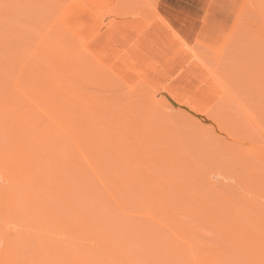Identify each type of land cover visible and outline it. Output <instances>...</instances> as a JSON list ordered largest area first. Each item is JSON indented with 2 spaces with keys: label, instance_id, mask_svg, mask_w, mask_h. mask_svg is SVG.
I'll return each instance as SVG.
<instances>
[{
  "label": "rangeland",
  "instance_id": "374dc122",
  "mask_svg": "<svg viewBox=\"0 0 264 264\" xmlns=\"http://www.w3.org/2000/svg\"><path fill=\"white\" fill-rule=\"evenodd\" d=\"M0 1L15 264H264V0Z\"/></svg>",
  "mask_w": 264,
  "mask_h": 264
},
{
  "label": "bare ground",
  "instance_id": "6f19581e",
  "mask_svg": "<svg viewBox=\"0 0 264 264\" xmlns=\"http://www.w3.org/2000/svg\"><path fill=\"white\" fill-rule=\"evenodd\" d=\"M0 2H1V1H0ZM2 2H3V1H2ZM256 2H257V1H256ZM5 3H6V2H5ZM255 4H256V3H255ZM1 6H2V5H1ZM60 7H61V6H59V8H60ZM54 8H55V7H54ZM0 9H1V8H0ZM62 10H63V9H62V7H61V8H60V11H62ZM64 13H65V14H64ZM64 13H63L64 15H63V14H62V15H63V17H64V16L66 17V12H64ZM67 15H68V14H67ZM44 20H45V19H44ZM46 21H47V20H46ZM43 23H44V22H43ZM43 25H44V26H47V25H45V24H43ZM50 25H51V24H50ZM47 27H48V26H47ZM47 27H45V28H47ZM42 37H43V36H42ZM43 41H44V39H43ZM48 41H49V40H48ZM48 41L45 40V41L43 42V45L40 44V46H42V49H43V48H46L45 45H48L49 43H53V42H51V41H49V43H48ZM45 43H46V44H45ZM43 46H44V47H43ZM49 46H50V45H49ZM47 47H48V46H47ZM39 49H40V48H39ZM46 50H47V49H46ZM46 50H45V49H44V51L42 50V51H43L42 54H41V52H40L41 50H40V51H39V52H40V53H39L40 55L37 54L38 51H36V53L34 52V54H36V55H38V56H40V57H41V55L45 56L44 52H45ZM53 51H55V48H53ZM56 51H57V50H56ZM56 51H55V53H57ZM24 52H25V50H23V53H24ZM28 52H30V50H29ZM65 52H69V50H67V51L65 50ZM65 52H63V53L66 54ZM24 54H26V55L28 56L27 52H25ZM29 54H30V53H29ZM69 54H71L70 57H74V56H72V55L74 54L73 51H72V52L70 51ZM74 55H75V54H74ZM63 56H65V55H63ZM63 56H62V57H63ZM67 56H68V55H67ZM38 58H39V57H38ZM63 58H65V57H63ZM66 58H67V57H66ZM42 60H43V62L45 61L44 58H43ZM64 60H65V59H64ZM45 64H46V62H45ZM48 67H49V65H48ZM52 106H53V105H52ZM54 107H55V106H54ZM1 109H3V108H1ZM48 111H49V110H47V111H46V110H41V112H43L44 114H45V113H49V112H51V111H49V112H48ZM53 111H54V110H53ZM1 112H3V111H1ZM1 114H2V113H1ZM54 114H55V113H54ZM2 115H3V114H2ZM59 124H60V122H59ZM83 124H84V123H83ZM86 124H87V123H86ZM65 125H66V123L64 124L63 127L66 128V129H68L67 126H69L70 124H67V126H65ZM69 127H71V126H69ZM22 128H23V127H22ZM56 128H57V125H56ZM58 128H59V127H58ZM60 128H61V127H60ZM82 128H83V126H82ZM84 129H86V128H84ZM76 130H77V129H76ZM83 132H84V131H83ZM83 132H82V133H83ZM85 132L87 133V131H85ZM85 132H84V133H85ZM88 132H89V131H88ZM70 133H71V132H70ZM95 136H96V135H95ZM97 136H98V135H97ZM99 136H100V135H99ZM106 136H107V135H106ZM108 137H109V136H108ZM98 139H99V137L97 138V140H98ZM107 139H108V138H107ZM104 140H105V139H104ZM98 141H100L99 143H103V142L101 141V137H100V140H98ZM16 142H17V140H16ZM19 142H20V141H19ZM22 142H23V141H22ZM21 145H22V147H21V149H19V148H20L19 146H21ZM24 145L27 146L26 144H22V143H21L20 145H17L19 148L16 146V147H17V148H16L17 151H16L14 154L17 153L16 156L18 155V157H17L18 159H19V156L21 157V156L23 155V153H24V150H25V146H24ZM7 147H8V146H7ZM14 147H15V146H14ZM6 149H7V150H6ZM6 149H4V148L1 149V150H2V151H1L2 153H1V154H3L4 156H2V155L0 154V157L5 158V156L9 153V152L7 153V151H9V150L12 152L11 149H9V148H6ZM18 149H19L20 151H18ZM23 149H24V150H23ZM29 149H30V148H29ZM120 149H121V148H120ZM22 150H23V151H22ZM45 150L48 151L46 148H45ZM3 151L6 152V153L4 154ZM26 151H27V150H26ZM26 151H25V153L28 154V152H26ZM46 151H44V153H43L44 155L47 154ZM118 151H119V150H118ZM20 152H21V153H20ZM31 152H32V151H31ZM120 152H121V151H120ZM18 153H20V154H22V155H20V154H18ZM45 153H46V154H45ZM26 154H24V155L26 156ZM10 155H11V153H10ZM24 155H23V156H24ZM28 155H29V154H28ZM28 155H27L26 157H28ZM47 155H48V154H47ZM47 155H46V156H47ZM9 157H10V156H9ZM9 157L7 156L8 159H9ZM26 157H25V158H26ZM43 157H44V156H43ZM13 158H14V157H13ZM13 158H10V161L7 162V164H9L10 167L13 165V164H11V163H12L11 161H13ZM17 158H15V159H17ZM22 158H23V157H22ZM45 158H47V157H45ZM0 159H1V158H0ZM15 159H14V160H15ZM2 160H5V159H1L0 162H1ZM6 160H7V159H6ZM6 160H5V161H6ZM24 160H25L26 163L28 162V165H26V166H27L26 169H27V168L29 169V167L31 168V163H30L31 160L29 161V159H27V158L24 159ZM24 160H21V162H19L18 164L16 163L15 166L18 167V168H19V166H23V167L25 168V165H23V163H22ZM16 161H17V160H16ZM16 161H15V162H16ZM33 161H34V160H33ZM9 162H10V163H9ZM31 162H32V161H31ZM2 163H4V161H3ZM21 163H22V165H21ZM35 163H36V162H35ZM46 163H47V160H46ZM7 164H5L6 167L4 166L6 170L3 169L4 171H6V173H5V172L2 173L3 171H1L2 169H0L1 174H6V175H3V178H2V179H4V181L6 180V181L8 182V184H9V183L11 184V182H12V180H13V181H14V185H12V186L9 185V189H8L7 187H5L4 189H2L5 183L2 182L3 180L1 181V182H2V185H1V186H2V187L0 188V217H1V218H0V240H3L4 243H3V245H2L1 248H0V264H15V262H17V258H18V257H16L17 254L15 255V253L17 252L16 249H15L16 247H15V248H13V247H14V245H16V244L18 243V240L20 241V240L23 238V236L25 235V233L27 232V230H28V232H29V229H26L25 232L23 231V234H24V235L21 236V230H20V228H19V224H18V221H19V220H18V219L15 220V219H14L15 217H14V218H11V216H12V217L14 216V215H12L14 211H15L14 213H16V211L21 212V210H15V209H14V208H18V207H19V206H18V207L16 206V205H19V204H15V207H14V203L17 202V201L19 200V198L21 199V197H17V194H14L12 197H14V198L17 197V199H15V200H17V201L14 202V201H12V198H11V197H8L9 195L7 196V194H8V193H14V192H11V191H10V189L12 190V187H13V186H14L13 190H15V191H17V190H18L17 188H19V187L21 186V189L19 188V190H20L19 192L21 193V192L24 190V189L22 190V188H24V184H25V182H24V184H22V185H23V187H22V185H19V184L17 183V181L20 180L21 183H22V182H23V179H26V178L24 177V174H22V172H23L22 170L24 169L23 167H21L22 169L19 168L20 171H21V174H22V175H21V174L18 175L19 177L21 176L20 179H19V177H18V179H17V177L15 178V176H17V175H15V174H12V173H11V175H10V172H9V176H8V175H7V172H8L7 169L9 168V166H8ZM19 164H20V165H19ZM38 164H39V163H38ZM17 165H18V166H17ZM39 165H40V164H39ZM39 165H38V166H39ZM15 166H14V167H15ZM28 166H29V167H28ZM34 166H35V165H34ZM36 166H37V165H36ZM38 166H37V168H38ZM47 166H48V167H47ZM16 167H15V168H16ZM32 167H33V166H32ZM43 167H44V166H43ZM46 167L49 168L50 166H49L48 164H46ZM15 168H14V169H15ZM37 168H36V167H35V168L33 167L32 169L35 170V173L40 174V173H38V171H36ZM28 169H27L26 171H25V170H24V171L27 172ZM32 169H30V171H31V178H30V177H27L30 183H27V182H26L28 185H27V184L25 185L26 187H28V188H27L28 190H26V191L29 192V195H28L27 197H26V195L22 197L25 201H28L29 204H31V202H30L31 199H30V201L27 200V199H29V198L32 197V193H31V191H29V189H30L29 187L31 186L32 189H30V190H32V191L34 192V191L37 190L36 187H37L38 185H40V183H39V184L36 183V180H37L36 176L38 177V175L36 174L35 177H32V175H33ZM10 170H11V169H10ZM49 170H50V171L48 172V169H47L46 172L49 173V174H51V169L49 168ZM11 171H12V170H11ZM13 171H14V170H13ZM13 171H12V172H13ZM28 173H30V172H28ZM28 173H25V175L28 174ZM49 174H48V175H49ZM12 175H13V176L15 175V176L13 177ZM28 175H29V174H28ZM10 176H11V177H10ZM26 176H27V175H26ZM12 177H13L14 179H12ZM22 177H23V178H22ZM39 178H40V177H39ZM30 179H31V181H30ZM40 179H41V178H40ZM51 179H52V178H51ZM51 179H50V180H51ZM28 180L26 179V181H28ZM6 181H5V182H6ZM24 181H25V180H24ZM33 181H35V184H37L36 186H35V185H32V184H34ZM44 181H45V180H44ZM44 181H41V182H44ZM48 181H49V179H48ZM32 182H33V183H32ZM45 182H47V181H45ZM15 183H17V184H15ZM31 183H32V184H31ZM30 184H31V185H30ZM43 184H44V183H43ZM43 184H41V185H43ZM16 185H18L19 187H16ZM29 185H30V186H29ZM5 186H6V185H5ZM10 186H11V188H10ZM33 186H34V187H33ZM15 187H16V189H15ZM26 187H25V189H26ZM39 187H40V186H39ZM33 188H35V189H33ZM21 190H22V191H21ZM24 191H25V190H24ZM24 191H23L22 193H24ZM37 191H38V190H37ZM37 191H36V192H37ZM43 191H44V190H43ZM19 192L17 191L18 194H20ZM38 192H39V191H38ZM1 193H2V194H1ZM4 193H6V194L4 195ZM34 193H35V192H34ZM41 193H42V192H41ZM22 195H23V194H21V196H22ZM38 195H39V198L36 199L35 203L40 199V197H43L41 194H39V193L36 194V193H35V195L32 197V198H33V199H32V202L34 201L35 196H36V198H37ZM28 197H29V198H28ZM26 198H27V199H26ZM43 199H44V198H43ZM156 199H157V198H156ZM21 200H22V199H21ZM24 200H22L21 202H23ZM158 200H159V198L157 199V201H158ZM11 201H12V202H11ZM39 201H41V200H39ZM157 201L155 200V202H157ZM21 202L18 201L17 203L22 204ZM25 203H26V202H25ZM25 203L23 202V204L20 205V207H21V206H24V205H28L27 203H26V204H25ZM35 203L33 202V203L31 204V206H33ZM37 204H38V203H37ZM29 207H30V206H29ZM29 207H28V208L25 207V208H26V209H29ZM39 207H40V206H39ZM25 208H24V209H25ZM33 208H34V207H32V208H30V209L32 210ZM21 209H23V208L21 207ZM24 209H23V210H24ZM30 209H29V210H30ZM34 209H35V208H34ZM31 210H30V211H31ZM24 211H25V210H24ZM30 211H28V212H29L28 215L32 216V218H33V215H32L33 213L30 214ZM41 211H42V210H41ZM41 211H39V213H40ZM43 211H44V210H43ZM26 212H27V211H26ZM31 212H32V211H31ZM33 212L35 213V212H37V210H36V211L33 210ZM25 214H26V213H25ZM25 214H24L23 217H25ZM19 215H21V214H19ZM41 215H42V214H41ZM34 216H35V215H34ZM39 216H40V215H39ZM45 216H47V215H43V217L41 216L43 219L38 217V218H37L38 223H40V224L42 225L43 222L49 221V220L47 219L48 217H47V218H44ZM21 217H22V216H21ZM21 217H20V218H21ZM13 219H14V220H13ZM26 219H27V218H26ZM26 219L24 218L23 220H25V222H27ZM35 219H36V216H35ZM46 219H47V220H46ZM33 220H34V219H33ZM33 220H32V221H33ZM37 220H36V221H37ZM40 220H42V223H41ZM43 220H45V221H43ZM21 221H22V220H21ZM49 222H50V221H49ZM49 222H46L47 225H46V223H45V226L47 227V229L50 227L48 230H46V229L44 228V227H45L44 225H42L41 228H44V231L46 230V231L50 232V230H53V229H54L53 231H54V232H57V230H59V228H57V230H56V227H57V226L54 227V226H53L54 224L52 225V223H49ZM28 223H29V224L31 223V222H29V219H28ZM32 223H33V225L36 224V226L38 227L37 223H35V224H34V222H32ZM48 223L50 224V226H49ZM25 224H26V223H25ZM26 225H27V224H26ZM51 225H52V227H53L52 229H51ZM59 226H60V225H59ZM27 228H29V226H27ZM30 228H31V227H30ZM30 230H31V229H30ZM32 230H33V229H32ZM32 230L30 231L29 235L31 234V232L34 231V232L31 234V235L34 236V238H33V236H31V235H30V236H31V238L33 239V241H34L35 239L37 240V242H38V246H40V245H39V241H40L39 238L41 239L42 235H44V238L50 239V238L48 237V235L46 236V233H45V234H42L40 237H39L38 235H37V237H36V233L40 232V230H39V231L36 230V233H35V229H34L33 231H32ZM55 230H56V231H55ZM41 231H42V230H41ZM44 231H43V233H44ZM46 231H45V232H46ZM63 231H65V230L62 229V232H63ZM28 232H27V234H28ZM57 233H58V232H57ZM63 233H65L64 235L67 234L66 231L63 232ZM27 234H26V236L29 237ZM55 234H56V233H55ZM59 234L63 235L62 233H59ZM49 235L51 236V238H52V237L54 238V236H52L51 234H49ZM45 236H46V237H45ZM66 236H67V235H66ZM20 237H21V238H20ZM38 237H39V238H38ZM55 237H56V236H55ZM62 237H63V236H62ZM68 237H69V236H68ZM24 238H26V237H24ZM37 238H38V239H37ZM42 238H43V237H42ZM56 238H58V237H56ZM59 238H60V237H59ZM64 238H65V237H64ZM64 238L57 239L56 241H54V240H55V239H54V240H53L54 242H52V240H48L51 244L53 243L52 245L55 246V249H56V250L54 249L55 251H53V250H52V251L55 252L54 254L58 256L57 258H58L59 260H60V256H61V260H62L64 263H66V262H65V261H66V258H65V257H67V260H71V261H72V259L74 260V261L71 262L72 264H75L76 261H77V264H79V263L82 264V263H83V262H82V261H83V258H79V259H77V258L79 257V255L82 254L81 257H85V258H84L85 261L87 260L86 257H88L89 260L92 262V264H95V263H94V260H95V259H93L94 256L92 255V257H91V254H90V253H88V254H90V256H89L87 253H85V251H82V249H84V248H83L81 245H77L78 247L76 246V248H75L74 246H71V245H70L71 248L68 250V248H66L65 246H66V244H68V243L71 242V240H69V239H68L69 242H67V243L65 242L66 244L64 243V245H60L61 247L58 246V245H59V244H58L59 242L55 244V242H57V241H61L62 239L64 240ZM26 239H27V238H26ZM36 240H35V241H36ZM65 241H67V240H65ZM16 242H17V243H16ZM42 242H43V241H42ZM63 242H64V241H63ZM15 243H16V244H15ZM35 243H36V242H35ZM43 243H44V242H43ZM60 243H62V242H60ZM36 244H37V243H36ZM47 244H48V243H47ZM51 244H50V245H51ZM70 244H71V243H70ZM12 245H13V246H12ZM36 246H37V245H36ZM54 246H53V247H54ZM67 246H69V245H67ZM18 247H19V246H18ZM18 247H17V249H18ZM41 247H42V246H41ZM59 247H60V248H59ZM62 247H63V248L65 247V248L63 249ZM81 247H82V248H81ZM38 248H40V247H38ZM48 248H49V247H48ZM61 248H62V249H61ZM74 248H75V249H74ZM80 248H81V249H80ZM40 249H41V248H40ZM40 249L37 250L38 253H39V250H40ZM66 249H67L69 252L72 251V253H74V255H76V256H74V255L72 256L71 254H69V252H66V251H67ZM71 249H72V250H71ZM78 249H79L82 253H81V252L79 253V250H78ZM14 250H15V251H14ZM58 250H59V251H58ZM60 250H62V251H60ZM76 250H77V251H76ZM84 250H85V249H84ZM41 251H42V250H41ZM52 251H51V252H52ZM56 251H57L58 253H57ZM42 252H43V251H42ZM42 252H41V255H42V256H40V255L37 256L38 258L35 259V260H33L34 258H31L30 256H28V258H31L34 262H35L36 260H37L38 262H40V261H43V258H42L43 255H44V257L46 256L45 254H47L48 256L51 255V254H48V253L43 254L44 252H43V253H42ZM64 252H65V253H64ZM83 252H84V253H83ZM60 253L64 254L65 257H64V255H62V254H60ZM20 254H22V253H20ZM54 254H52V258H53V256L56 257ZM68 254L71 255L72 257H70ZM77 254H78V255H77ZM83 254H86L87 256H86V255H83ZM59 255H60V256H59ZM46 257H47V256H46ZM46 257L44 258V260L46 259L45 264H46L49 260H52L51 256H50L49 258H46ZM68 257H70V258L68 259ZM73 257L76 258L77 260L74 259ZM90 257H91V258H90ZM14 258H15V259H14ZM19 258H20V257H19ZM40 258H42V259H40ZM64 258H65V259H64ZM31 259H29V261L26 260V261H27V264H28V263H30V264H34V263H32V262L30 261ZM47 259H48V260H47ZM58 259L55 260V258H53V260H54L53 262H55V261L57 262ZM63 259H64V260H63ZM80 259H81L82 261H80ZM91 259H92L93 261H92ZM15 260H16V261H15ZM39 260H40V261H39ZM75 260H76V261H75ZM89 260H87V261H89ZM201 260H203V258H201ZM79 261H80V262H79ZM85 261H84V263H85ZM87 261H86V263L90 264V263H89L90 261H89V262H87ZM59 262H61V261H59ZM78 262H79V263H78ZM35 263L38 264L37 262H35ZM41 263L43 264V262H41ZM67 263L71 264L69 261H67ZM86 263H85V264H86ZM210 263H211V262H210ZM16 264H18V263H16ZM39 264H40V263H39ZM49 264H52V262H49ZM59 264H61V263H59ZM208 264H209V263H208Z\"/></svg>",
  "mask_w": 264,
  "mask_h": 264
}]
</instances>
